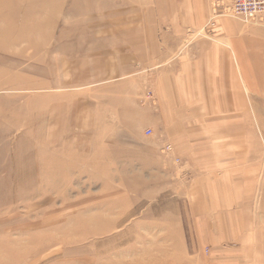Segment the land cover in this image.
Returning <instances> with one entry per match:
<instances>
[{"label":"rangeland","instance_id":"374dc122","mask_svg":"<svg viewBox=\"0 0 264 264\" xmlns=\"http://www.w3.org/2000/svg\"><path fill=\"white\" fill-rule=\"evenodd\" d=\"M124 1L0 0V264H264V153L245 163L247 226L218 246L191 227L172 170L128 151L136 161L116 162L113 139L97 137L113 90L82 81L79 64ZM231 1H214V18ZM239 127L210 149L240 156Z\"/></svg>","mask_w":264,"mask_h":264},{"label":"crops","instance_id":"0c3cea01","mask_svg":"<svg viewBox=\"0 0 264 264\" xmlns=\"http://www.w3.org/2000/svg\"><path fill=\"white\" fill-rule=\"evenodd\" d=\"M214 1H124L112 31L95 35L106 44L82 56L79 72L88 83L92 75L98 90H113V104L104 106L112 126L97 137L113 139L116 162L136 161L122 158L128 151L150 169L166 165L191 227L221 246L238 243L247 226L245 163L249 153H264V22L214 18ZM233 123L245 151L233 157L225 141L211 150L212 137L231 141ZM167 144L174 153H164Z\"/></svg>","mask_w":264,"mask_h":264},{"label":"built area","instance_id":"2783aa9c","mask_svg":"<svg viewBox=\"0 0 264 264\" xmlns=\"http://www.w3.org/2000/svg\"><path fill=\"white\" fill-rule=\"evenodd\" d=\"M223 14L237 17L244 22L259 21L264 15V0H232L231 3L223 6ZM150 132L149 129L146 130L147 134ZM165 150L172 151V146L167 144Z\"/></svg>","mask_w":264,"mask_h":264}]
</instances>
